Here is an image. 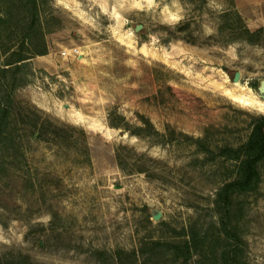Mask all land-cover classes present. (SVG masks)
<instances>
[{"label": "rangeland", "instance_id": "obj_1", "mask_svg": "<svg viewBox=\"0 0 264 264\" xmlns=\"http://www.w3.org/2000/svg\"><path fill=\"white\" fill-rule=\"evenodd\" d=\"M197 2L38 0L28 35L25 0H0V68L19 54L32 68L0 135V254L38 264H223L230 242L208 211L200 220L209 239L188 262L152 251L153 241L183 242L197 207L213 208L238 174L236 160L183 134L218 152L243 145L264 115L213 83L233 84L237 70L240 84L264 78V4ZM260 170L258 189L234 196L229 219L243 240L240 264H264V162Z\"/></svg>", "mask_w": 264, "mask_h": 264}, {"label": "trees", "instance_id": "obj_2", "mask_svg": "<svg viewBox=\"0 0 264 264\" xmlns=\"http://www.w3.org/2000/svg\"><path fill=\"white\" fill-rule=\"evenodd\" d=\"M198 1L197 3H205L207 0H189ZM26 7L29 9V22L27 30L28 35L30 29L32 30L39 21L38 0H25ZM248 32H251L246 28ZM263 31L262 28L257 30ZM45 54V52H40ZM29 58L19 54L18 57L0 68V135H3V128L6 125L10 106L15 99L16 90L27 84L29 76L32 74V68ZM249 85L256 89L257 85L249 83ZM141 120L145 125L152 129L151 134L167 136L165 133L159 132L155 129L153 123L149 118L141 116ZM46 122L53 125V123L46 119ZM59 128V126H56ZM148 129V128H147ZM136 131H146L144 126H138ZM150 131V130H147ZM138 133V132H135ZM171 131L168 140L172 139ZM189 140L195 141L199 146L204 147L205 151L224 156L226 158L237 161V176L230 181H227L220 187L214 199L213 208L197 207V212L200 213L198 219L190 226L183 228L179 234L185 236L183 242H168V241H153L152 251L156 254H169L175 261L182 260L188 262L196 255L200 249L207 243L208 229L205 223L201 222V213L208 211L210 215V225L218 224L219 230L223 233L226 240L230 242L221 251V260L223 264H240V255L242 252L243 240L239 234L230 226V216L232 213L234 196L237 193H247L258 189L262 173L260 165L264 162V115L258 116L252 121V129L248 140L239 147L226 146L221 148L218 152H214L208 148L201 138H195L187 134H183ZM216 212L219 213L218 218ZM208 223V224H209ZM155 254V255H156ZM0 264H38L22 253L11 251L9 255L0 254Z\"/></svg>", "mask_w": 264, "mask_h": 264}, {"label": "bare ground", "instance_id": "obj_3", "mask_svg": "<svg viewBox=\"0 0 264 264\" xmlns=\"http://www.w3.org/2000/svg\"><path fill=\"white\" fill-rule=\"evenodd\" d=\"M126 38L127 37L123 35L119 36L120 41L128 43ZM174 49L178 50L180 48L175 46ZM213 83L221 90V92L226 97H228L233 102L264 113V99H260L252 90L250 85L240 83H233L231 85H227L225 84V80L222 82H218L217 80H215L213 81Z\"/></svg>", "mask_w": 264, "mask_h": 264}, {"label": "water", "instance_id": "obj_4", "mask_svg": "<svg viewBox=\"0 0 264 264\" xmlns=\"http://www.w3.org/2000/svg\"><path fill=\"white\" fill-rule=\"evenodd\" d=\"M142 28V25L138 24L136 27H135V31L139 32V30ZM241 80V71L237 70L234 72V75H233V78H232V83H239ZM253 90V88H252ZM256 92H257V95L261 98V99H264V78L263 79H260L258 84H257V87H256ZM152 216L155 220H159L160 217H161V212L158 211V210H155L153 213H152Z\"/></svg>", "mask_w": 264, "mask_h": 264}, {"label": "crops", "instance_id": "obj_5", "mask_svg": "<svg viewBox=\"0 0 264 264\" xmlns=\"http://www.w3.org/2000/svg\"><path fill=\"white\" fill-rule=\"evenodd\" d=\"M236 4H264V0H235Z\"/></svg>", "mask_w": 264, "mask_h": 264}]
</instances>
